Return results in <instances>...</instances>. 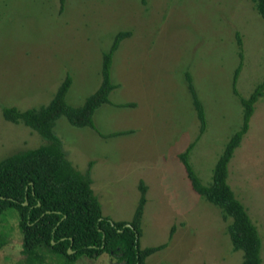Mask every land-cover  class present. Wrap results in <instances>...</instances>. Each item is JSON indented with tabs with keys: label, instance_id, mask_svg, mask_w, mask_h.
Listing matches in <instances>:
<instances>
[{
	"label": "rangeland",
	"instance_id": "1",
	"mask_svg": "<svg viewBox=\"0 0 264 264\" xmlns=\"http://www.w3.org/2000/svg\"><path fill=\"white\" fill-rule=\"evenodd\" d=\"M120 31L130 34L113 54L116 86L96 109L95 126L74 125L64 114L55 120L67 158L90 174L111 220L133 218L145 184L139 248L166 245L146 264H241L232 220L194 190L179 155L195 143L190 162L210 184L242 123L241 97L264 80V18L252 0H0V162L46 143L38 130L7 119L4 108H40L68 76L66 101L82 106L100 88L105 53ZM188 73L205 106L202 134ZM228 181L258 229L264 264V92ZM20 221L14 207L0 216V264H67L50 253L30 259ZM68 264L117 258L83 255Z\"/></svg>",
	"mask_w": 264,
	"mask_h": 264
},
{
	"label": "trees",
	"instance_id": "2",
	"mask_svg": "<svg viewBox=\"0 0 264 264\" xmlns=\"http://www.w3.org/2000/svg\"><path fill=\"white\" fill-rule=\"evenodd\" d=\"M252 1L255 9L264 18V0ZM129 34V31H120L116 35L104 56L103 82L82 106L74 107L66 101V93L71 84V78L68 76L59 85L48 104L40 108H4L7 119L26 123L38 130L46 140L45 144L36 149L16 153L0 162V216L10 207L19 211L20 225L24 233V249L30 259H39L42 262L45 253H50L64 256L65 263L68 264L83 255L98 257L108 253L117 258V264H146L147 257L166 247L161 245L145 250L139 248L141 217L146 202L145 184H139L141 196L130 221H114L104 216L100 200L92 188L90 174H84L72 165L63 150L59 136L53 130L55 120L62 114L74 125L95 126L93 116L96 109L109 101V93L116 86L110 75L113 54L120 41ZM238 43L241 46L240 38ZM187 79L202 122V134L207 125L205 106L189 73ZM263 92L264 80L247 97H241L242 123L231 136L218 160L210 184L202 182L190 162L189 154L195 143L179 155L184 161L194 190L220 207L225 219L232 220L228 232L233 250L243 253L241 264H263L262 241L256 225L243 203L235 196L228 181L229 164L249 128L254 104ZM121 105L129 106L133 105V102H123ZM130 131L131 129L114 131L108 135ZM172 232H175L173 226L169 236ZM69 249L73 253H68Z\"/></svg>",
	"mask_w": 264,
	"mask_h": 264
},
{
	"label": "water",
	"instance_id": "3",
	"mask_svg": "<svg viewBox=\"0 0 264 264\" xmlns=\"http://www.w3.org/2000/svg\"><path fill=\"white\" fill-rule=\"evenodd\" d=\"M26 204H27V202H26ZM68 253H73V252L71 251V249H69V250H68Z\"/></svg>",
	"mask_w": 264,
	"mask_h": 264
}]
</instances>
